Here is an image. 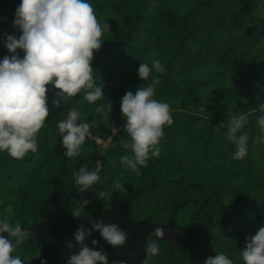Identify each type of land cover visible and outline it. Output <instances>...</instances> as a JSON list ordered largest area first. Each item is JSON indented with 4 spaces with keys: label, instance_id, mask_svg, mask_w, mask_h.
<instances>
[{
    "label": "trees",
    "instance_id": "1",
    "mask_svg": "<svg viewBox=\"0 0 264 264\" xmlns=\"http://www.w3.org/2000/svg\"><path fill=\"white\" fill-rule=\"evenodd\" d=\"M20 2L0 0V60L13 55L5 46V34L17 38L22 34L13 26ZM88 2L99 22L111 26L92 60L104 98L89 103L80 93L58 109L52 104L55 92L50 87V115L37 137L38 151L23 160L0 152V218L20 221L30 233L18 247L19 256L24 264H41V259L47 264H67V258L79 250L75 230L102 220L128 234L122 247L109 245L95 230L88 237L89 247L107 252L109 264L124 260L141 264L155 227L177 229L168 250L175 246L178 253L197 250L200 256L195 258L202 264L217 253L225 254L233 264H244L241 251L246 238L264 225V144L252 143L260 135L256 118L262 113L257 106L264 102V0ZM16 54L24 55L21 49ZM156 59L165 71H153L148 81L139 78L140 63L151 66ZM156 76L161 83L155 98L171 106L174 123L164 129L159 158L150 157L148 166L136 176L120 163L121 156H132L125 147L130 137L123 128L126 121L120 104L127 91L135 94ZM108 100L112 112L105 123L96 108ZM72 108L81 113L78 122L94 126L81 155L68 159L56 122L66 119ZM242 112L251 113L242 129L249 134V149L243 160H236L235 145L225 134L230 115ZM110 136L106 149L96 142ZM98 160L104 182L108 181L105 175L119 174L121 179L135 177L136 184L126 193L111 189L106 208L83 209L82 216L75 218L72 206L80 192L73 173L83 166L95 169ZM100 188L101 183L90 189L93 198ZM157 192L167 200L162 204L170 212L165 222L128 215L134 200L149 201ZM201 234L211 242L199 244ZM36 251L38 257L31 254ZM184 260L190 264L189 257ZM158 262L154 256L152 264Z\"/></svg>",
    "mask_w": 264,
    "mask_h": 264
},
{
    "label": "clouds",
    "instance_id": "2",
    "mask_svg": "<svg viewBox=\"0 0 264 264\" xmlns=\"http://www.w3.org/2000/svg\"><path fill=\"white\" fill-rule=\"evenodd\" d=\"M13 26L22 34L19 38L5 34V46L13 55L0 60V152L7 153L14 160H23L29 153L38 151L37 137L50 115L47 95L50 87L55 92L52 104L58 109L61 103H67L80 93L89 103L104 98L102 85H98L94 77L92 60L94 53L102 48L104 33L110 31L111 26L99 22L88 0H21ZM17 49L23 51L22 58L16 54ZM153 71H165L159 59L153 60L151 66L140 63L138 76L148 81ZM160 83L158 76L153 77L151 83L139 87L135 94L127 91L121 99L120 110L126 121L123 128L130 137V143L125 147L131 150L132 156H121L120 163L136 176L141 175V168L148 166L150 157L159 158L158 145L165 135L164 129L174 123L171 106L155 98ZM257 110L262 113L256 118L260 135L252 143L264 144V102L258 104ZM96 112L107 123L112 112L111 101L97 107ZM250 114L230 115L225 135L235 145L233 159L243 160L248 155L249 134L242 129L249 123ZM80 116L81 113L72 108L66 119L56 122L62 146L66 149L64 156L68 159L79 157L86 139L92 138L90 128L94 125L78 122ZM111 140L110 136L107 141L97 142L106 149ZM101 166L102 162L98 160L95 169L83 166L73 173L79 192L100 185ZM112 189L119 193L126 191L125 184L119 179L113 181ZM111 195L104 191L97 193L101 199H111ZM80 202V206L72 210L75 218H80L85 206L91 203L88 199ZM93 230L113 247L126 244L128 234L115 223L98 220L91 227L80 226L74 232L79 250L67 258V264H109L107 252L87 244ZM29 236L20 221L13 223L7 216L0 218V264H24L14 253ZM164 237L162 227L153 229L147 238L141 264H152V258L160 251L157 241ZM97 243L92 240V245ZM68 246L71 248L72 244ZM241 256L244 264H264V225L254 236L246 238ZM41 264H47V261L41 259ZM112 264H127V261H112ZM205 264H233V261L223 253H217L208 257Z\"/></svg>",
    "mask_w": 264,
    "mask_h": 264
},
{
    "label": "rangeland",
    "instance_id": "3",
    "mask_svg": "<svg viewBox=\"0 0 264 264\" xmlns=\"http://www.w3.org/2000/svg\"><path fill=\"white\" fill-rule=\"evenodd\" d=\"M99 139H96V142ZM107 139L105 140H100V141H107ZM100 144V143H99ZM101 145V144H100ZM102 147V146H101ZM0 179H2L0 177ZM119 179L123 184H125V188L126 191L123 193L128 192L135 184V177H130V178H123L121 179V177L119 176V174H115L113 175L111 178H109V175H105V180H108L107 182H104V178L103 180H101V184H102V188L99 189L98 192L100 191H104V192H110L112 189V183L114 180ZM10 184V183H9ZM89 191V192H88ZM157 195H154V197L152 199H150L149 201L144 200L143 198H139L137 200H134L131 204V207L129 209L128 215L131 218H143V217H150L155 223H163L166 220L167 215L170 213L169 211H166L163 207V203L166 200V197H159V192L156 193ZM96 198H93V192L89 190H87L84 193H79V195L77 196V198H75V200L73 201V206H72V210L78 206H80V201H82L83 199H88L91 201L90 204H88L87 206H85L84 210L85 211H91L95 208H99V209H104L108 206V198H98L97 194L95 195ZM229 193H227L224 197L223 200L226 201L228 199ZM158 197V198H157ZM167 201V200H166ZM163 204V205H162ZM165 232V237L162 239H159L157 241L160 251L159 254L156 255L157 260H159V262L157 264H165V263H184V264H189V262H187V260H184L185 258L189 257L190 258V264H202V260H197L200 256V253L197 250H191L189 253H178L176 250V246L173 247L172 250H168V247L170 245L171 242L174 241V234L177 233V229H172V230H164ZM209 243L211 242L210 239L206 238L204 236V234L200 236V243L199 244H204V243ZM33 256L38 257L39 256V251H36L34 253H31ZM14 255H19V250L17 248L16 252L14 253ZM26 255V254H25ZM24 255V256H25ZM195 257H198L197 259Z\"/></svg>",
    "mask_w": 264,
    "mask_h": 264
},
{
    "label": "water",
    "instance_id": "4",
    "mask_svg": "<svg viewBox=\"0 0 264 264\" xmlns=\"http://www.w3.org/2000/svg\"><path fill=\"white\" fill-rule=\"evenodd\" d=\"M119 262V261H118ZM127 264H131V263H127Z\"/></svg>",
    "mask_w": 264,
    "mask_h": 264
}]
</instances>
